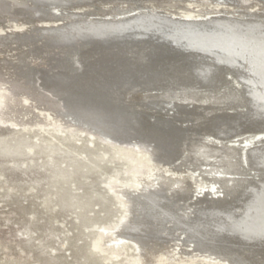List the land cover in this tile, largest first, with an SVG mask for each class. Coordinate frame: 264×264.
I'll return each mask as SVG.
<instances>
[{
  "label": "bare ground",
  "instance_id": "6f19581e",
  "mask_svg": "<svg viewBox=\"0 0 264 264\" xmlns=\"http://www.w3.org/2000/svg\"><path fill=\"white\" fill-rule=\"evenodd\" d=\"M230 1L0 0V13L12 10L31 24L11 38L0 30V124L13 131L43 130L51 139L60 133L66 141L76 135L69 129L76 128L109 143L127 164L136 162L131 169L140 185L122 194L128 196L131 223L119 233L134 236L138 260L102 255L94 244L89 261L264 264V129L252 131L264 124V0ZM83 5L84 18L35 21L52 10ZM148 33L156 36L142 38ZM153 44L160 54L193 57L190 64L148 58ZM147 101L170 103L179 116ZM8 108H19L23 117L8 119ZM187 116L193 127L179 136L169 124L180 125ZM202 125L204 132L196 137L193 128ZM13 141L0 140V158L35 155V146L25 150L24 139ZM36 148L37 154H67L51 142ZM201 166L206 169L196 168ZM194 196L197 207L187 217L182 205ZM176 232L197 254L185 258L164 247ZM247 244L261 253L253 255Z\"/></svg>",
  "mask_w": 264,
  "mask_h": 264
},
{
  "label": "rangeland",
  "instance_id": "374dc122",
  "mask_svg": "<svg viewBox=\"0 0 264 264\" xmlns=\"http://www.w3.org/2000/svg\"><path fill=\"white\" fill-rule=\"evenodd\" d=\"M111 1L105 0V2ZM224 1L231 3L230 0ZM87 5L58 8L52 10L51 15L48 13L45 16H37L35 21L37 25H41L42 22L50 21L52 17L58 19L56 21L58 23L64 21L63 17L66 15H81L80 18H84L83 15L86 12L81 8ZM137 13L138 11H135L129 16ZM160 15L167 17L165 13ZM168 17H170L169 14ZM92 19L103 18L93 15ZM26 23L22 18L13 16L12 12L0 13L1 34L8 38L17 35L16 31H25L29 26L31 29V24ZM152 49L148 58L171 57L178 60L185 59L184 62L190 64L193 57L180 51L170 53L161 51L160 54L158 44H153ZM235 70L233 72L237 71ZM12 103L13 101L10 102L9 107ZM159 107L162 110H169L168 113L175 117L179 116L168 103H161L157 108ZM236 108L237 112L242 110L240 107ZM11 109L8 108V119L13 120L15 117L13 121H19L24 112L19 108L13 111ZM187 118L190 120L179 121L182 122L179 124L186 129H192L194 121H191L192 117L187 116ZM204 127L202 125L193 128L197 134L196 137H200ZM263 129L264 124L261 128L252 131ZM69 131L73 136L75 133L76 135L66 141L63 140L64 135L60 133H54L51 139L49 133L43 130L28 128L13 131L9 124H0V140H5L11 145L14 143L13 138L24 139L25 150L35 146L33 156L24 154L21 158L14 160L0 158V264L13 262L17 264H95L86 258L90 246L94 244H97V249L102 255L115 253L116 260H121L126 255L133 260H138V250L131 242L134 236L127 232L119 233L121 228L129 222L127 220L129 219L128 196L123 197L122 194H131L140 185L135 184V180L140 182V176L132 170L136 162L130 161L131 163L127 164L122 154H115L114 150H110L112 146L101 141L100 138L99 140L97 137L91 138L88 133L78 132L76 128H71ZM48 142L54 145L58 153H67L65 154L67 156L37 154L39 151L36 146ZM130 156L133 159L136 158L137 162L140 159L134 154ZM127 168L129 170L125 172ZM196 168L206 169L205 166ZM112 181L113 188L109 189L108 184ZM195 196L199 195L196 193ZM195 196L182 205V210L187 217H191L194 208L197 207ZM118 197H121V200ZM67 201L72 203L71 206L63 207L62 205ZM168 227H171V224H168ZM164 241V247H168L166 248L168 251L177 253V256L187 258L197 254L193 251V245L185 241V236L181 232H176L175 236H167ZM244 248L253 255L261 253V248L251 244L245 245Z\"/></svg>",
  "mask_w": 264,
  "mask_h": 264
},
{
  "label": "water",
  "instance_id": "95a60500",
  "mask_svg": "<svg viewBox=\"0 0 264 264\" xmlns=\"http://www.w3.org/2000/svg\"><path fill=\"white\" fill-rule=\"evenodd\" d=\"M5 5H7V6H10V2H6V4ZM6 12L7 13H11V12H13L12 10H6ZM129 35V34H128ZM16 36V35H15ZM14 36V37H15ZM156 36V35H155ZM154 35H150L149 33L148 34H146V35H142V38H149V37H153V39H154V37H155ZM148 106H152V107H157L158 105H160V104H156L157 102H150V101H147V102H145ZM170 104V103H169ZM171 104H173V103H171ZM170 106H172V107H174L173 105H170ZM181 108V106L179 105H177L176 106V109L178 110V109H180ZM240 117H238V119H239ZM242 118V117H241ZM166 120H170V119H166ZM242 121V120H241ZM155 122L156 123H158L159 122V120H157V119H155ZM169 123H171L170 121H168ZM168 124V123H167ZM170 125V127L173 129L172 131L174 132V133H176L177 135H179V136H182L183 134H184V131L186 130V128H184L183 126L181 127V125H173V123H171V124H169ZM245 128H248V127H245ZM244 129V128H243ZM252 163V162H251ZM131 223V221L129 222V224ZM128 224V225H129Z\"/></svg>",
  "mask_w": 264,
  "mask_h": 264
}]
</instances>
